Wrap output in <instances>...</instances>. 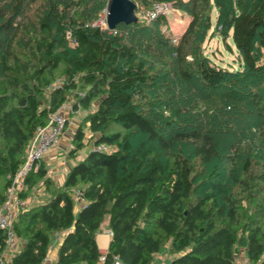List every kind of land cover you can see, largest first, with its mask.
I'll return each mask as SVG.
<instances>
[{
    "label": "trees",
    "instance_id": "obj_1",
    "mask_svg": "<svg viewBox=\"0 0 264 264\" xmlns=\"http://www.w3.org/2000/svg\"><path fill=\"white\" fill-rule=\"evenodd\" d=\"M134 1L187 13L178 43L165 15L103 28L109 0H0V204L50 114L72 94L87 113L63 184L45 158L28 176L20 196L45 197L17 214L11 264H43L59 233L57 264H153L166 244L170 264H264V0ZM213 9L238 69L203 53ZM85 126L104 148L77 159Z\"/></svg>",
    "mask_w": 264,
    "mask_h": 264
},
{
    "label": "rangeland",
    "instance_id": "obj_2",
    "mask_svg": "<svg viewBox=\"0 0 264 264\" xmlns=\"http://www.w3.org/2000/svg\"><path fill=\"white\" fill-rule=\"evenodd\" d=\"M183 1L187 2L188 0H183ZM134 2L137 5L136 16L138 20L141 22L150 23L152 20L149 14L153 9L144 10L141 8L139 10L138 2L136 1ZM166 4H169L171 6L170 10L168 11V14L166 15L163 14L167 16V20L169 23L168 25L169 30H167L166 33H168L169 35L171 34L170 36L172 38L178 40L180 39L183 32L185 31L188 21H190V18L188 17L187 13L174 8L172 3L167 2ZM103 12L101 13V15H104ZM216 17H217V11L213 9L211 11V29L206 37V40L204 41L202 45L203 50H204L203 53L207 55L216 64H219L229 70L238 69L240 68L241 62H240L238 50L235 47V44L232 38V32L227 37V39L224 40L221 33L215 27ZM98 23L102 27L105 26L102 18L101 20H99ZM177 43H174V44H177ZM57 84L58 86H60L62 84V79L58 78L55 81L54 85L57 86ZM79 93L80 95L83 94L81 90L79 91ZM76 102H77V98L74 96V94L70 95L68 98V101L65 103L67 104V107H68V109L65 110V115L68 118V122H67L68 125L65 131L63 132V134L61 135V137L59 138V141L54 147V149L51 150L50 153L47 154L44 159L45 165L48 168V175L51 178L53 177L54 181L57 182L58 184H63L67 172L69 171L71 165L74 163V160L70 159L68 157V154H69V151L73 148L72 139L74 137L75 131L80 126L83 125L82 121L84 120V117L87 114L86 111H83L80 108H78L77 111H74L73 108ZM84 128L86 132V138L84 139V142L86 144L88 143L89 144L83 150L80 151V153L77 156V159L82 158L89 150L94 148V143L91 137V133L89 132L87 126H85ZM2 184H3V181L1 180L0 187L2 186ZM42 184L43 182L40 181L38 186H41V188L37 190V193L43 192L44 187L42 186ZM37 193H34V194L31 193L29 197L30 198L33 197L32 200L34 201L42 200L44 195L40 196V194L37 195ZM172 258H173V255L170 254L168 244H166V246L162 249V251L158 255H156L153 264H170Z\"/></svg>",
    "mask_w": 264,
    "mask_h": 264
},
{
    "label": "built area",
    "instance_id": "obj_3",
    "mask_svg": "<svg viewBox=\"0 0 264 264\" xmlns=\"http://www.w3.org/2000/svg\"><path fill=\"white\" fill-rule=\"evenodd\" d=\"M171 6L166 3H157L154 5L153 10L150 12L151 20L156 19L158 16L168 14ZM101 15L103 23L107 28L106 17L107 9ZM100 18V20H101ZM177 39L173 42L177 43ZM67 104H64L57 111L53 112L49 116V122L45 126L38 127L30 144L25 162L20 169L13 176H9L11 179L10 185L7 190V197L5 201L0 204V229L6 232V249L0 259V264H11L10 254H14L19 249L20 239L14 232V221L16 214L21 210H25L29 206V200L24 199L20 194L25 190L26 180L31 172L37 171L40 167L42 159L54 149L59 141V138L63 134L68 118L65 115L67 110ZM104 146L95 147L94 150H102ZM74 201L78 208L85 202L84 192L82 190H76L74 192ZM112 236V233L109 232ZM104 258H102L103 260ZM237 264H251L247 257H243L238 260Z\"/></svg>",
    "mask_w": 264,
    "mask_h": 264
},
{
    "label": "water",
    "instance_id": "obj_4",
    "mask_svg": "<svg viewBox=\"0 0 264 264\" xmlns=\"http://www.w3.org/2000/svg\"><path fill=\"white\" fill-rule=\"evenodd\" d=\"M136 9L137 5L132 0H109L106 16L107 28L114 30L119 24L130 25L137 22Z\"/></svg>",
    "mask_w": 264,
    "mask_h": 264
},
{
    "label": "crops",
    "instance_id": "obj_5",
    "mask_svg": "<svg viewBox=\"0 0 264 264\" xmlns=\"http://www.w3.org/2000/svg\"><path fill=\"white\" fill-rule=\"evenodd\" d=\"M188 24H189V21H188ZM188 24H187V26H188ZM39 194H40V196L44 195V197H45V188L43 189L42 193L41 192L37 193V195H39ZM44 197L42 198V200H37V201L32 200L33 197L27 198L29 200V206L33 205L34 203H39V202L43 201ZM108 233H109V230L107 229V225H104L102 231L100 233H98L96 236V241H97L98 247L102 253H105L107 251L109 244L111 242V239H112V237H110L108 235ZM64 235H65V233L56 234V236L53 240V245L50 248V252L48 254V257L46 258V260L44 261L43 264H57V255H58V251H59V247L61 245V242L64 238ZM21 247H22V243L20 241L19 249ZM11 256L12 255H10L8 258H10ZM243 257H246L244 253L241 254L239 259H241Z\"/></svg>",
    "mask_w": 264,
    "mask_h": 264
},
{
    "label": "bare ground",
    "instance_id": "obj_6",
    "mask_svg": "<svg viewBox=\"0 0 264 264\" xmlns=\"http://www.w3.org/2000/svg\"><path fill=\"white\" fill-rule=\"evenodd\" d=\"M171 35V34H170ZM179 40V39H178ZM62 78V77H61ZM58 85V84H57ZM83 92V91H82ZM70 116V115H69ZM71 117V116H70ZM67 126V125H66Z\"/></svg>",
    "mask_w": 264,
    "mask_h": 264
}]
</instances>
